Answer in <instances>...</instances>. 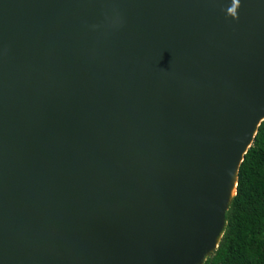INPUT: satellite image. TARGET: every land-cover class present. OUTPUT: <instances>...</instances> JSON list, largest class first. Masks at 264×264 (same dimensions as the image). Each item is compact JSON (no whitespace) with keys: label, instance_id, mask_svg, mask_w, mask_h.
<instances>
[{"label":"water","instance_id":"1","mask_svg":"<svg viewBox=\"0 0 264 264\" xmlns=\"http://www.w3.org/2000/svg\"><path fill=\"white\" fill-rule=\"evenodd\" d=\"M232 3L0 0V264L195 261L264 120V0Z\"/></svg>","mask_w":264,"mask_h":264},{"label":"trees","instance_id":"2","mask_svg":"<svg viewBox=\"0 0 264 264\" xmlns=\"http://www.w3.org/2000/svg\"><path fill=\"white\" fill-rule=\"evenodd\" d=\"M203 264H264V120L239 167L220 241Z\"/></svg>","mask_w":264,"mask_h":264},{"label":"bare ground","instance_id":"3","mask_svg":"<svg viewBox=\"0 0 264 264\" xmlns=\"http://www.w3.org/2000/svg\"><path fill=\"white\" fill-rule=\"evenodd\" d=\"M264 119V113L256 119L252 120L251 126H252V133L255 132L256 130V126L258 125L259 121ZM249 142L246 144V146L240 151L238 152L235 157L232 160V163L230 165V171H229V179L226 185V189H225V193L224 196L222 197V201H221V207H220V212H219V219H218V231L215 235V237L207 242L205 244V246L203 247V249L200 251V253L198 254V256L196 257L195 261H193L192 264H203V260L204 258L210 254V252L215 249V247L217 246L219 237H220V233L223 229V212L224 210L228 207V204L230 203L232 197L235 195L236 192V186H237V171H238V167L240 165V162L242 161V155L245 152L246 148L249 147Z\"/></svg>","mask_w":264,"mask_h":264},{"label":"clouds","instance_id":"4","mask_svg":"<svg viewBox=\"0 0 264 264\" xmlns=\"http://www.w3.org/2000/svg\"><path fill=\"white\" fill-rule=\"evenodd\" d=\"M240 0H233L232 5L228 8V14L233 18L238 20V10L240 9Z\"/></svg>","mask_w":264,"mask_h":264}]
</instances>
